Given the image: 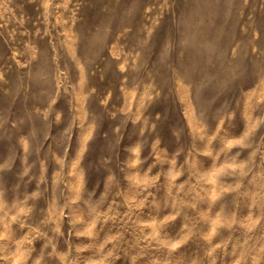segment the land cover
Wrapping results in <instances>:
<instances>
[{
	"label": "rangeland",
	"instance_id": "obj_1",
	"mask_svg": "<svg viewBox=\"0 0 264 264\" xmlns=\"http://www.w3.org/2000/svg\"><path fill=\"white\" fill-rule=\"evenodd\" d=\"M0 264H264V0H0Z\"/></svg>",
	"mask_w": 264,
	"mask_h": 264
}]
</instances>
